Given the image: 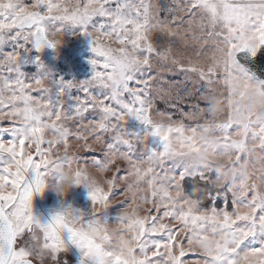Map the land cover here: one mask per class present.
<instances>
[{
	"label": "snow or ice",
	"instance_id": "1",
	"mask_svg": "<svg viewBox=\"0 0 264 264\" xmlns=\"http://www.w3.org/2000/svg\"><path fill=\"white\" fill-rule=\"evenodd\" d=\"M73 30L65 82L40 54ZM261 49L264 0H0V264H264ZM65 172L90 210L38 218Z\"/></svg>",
	"mask_w": 264,
	"mask_h": 264
},
{
	"label": "rangeland",
	"instance_id": "2",
	"mask_svg": "<svg viewBox=\"0 0 264 264\" xmlns=\"http://www.w3.org/2000/svg\"><path fill=\"white\" fill-rule=\"evenodd\" d=\"M77 31L73 30L66 34L63 46L57 49H46L40 54L47 67L56 74L57 78H63L65 82L90 79L93 74V68L89 61L94 57V54L88 40L83 36H78ZM26 68L35 71L32 65H26ZM169 79L179 80L182 77H169ZM161 107L163 108L164 105ZM66 202L73 208L84 212L89 211L91 207L89 193L84 188L74 190ZM60 203L54 193L45 191L34 198V213L42 220H49Z\"/></svg>",
	"mask_w": 264,
	"mask_h": 264
},
{
	"label": "clouds",
	"instance_id": "3",
	"mask_svg": "<svg viewBox=\"0 0 264 264\" xmlns=\"http://www.w3.org/2000/svg\"><path fill=\"white\" fill-rule=\"evenodd\" d=\"M91 176L95 177L99 181L103 180V177L99 176V174L96 172H92ZM77 188H83L82 182L78 181V179L69 172L63 173L56 183H53L51 180L49 181V187L45 189V191H51L54 193L61 202L60 206L54 212L61 210L62 204L67 201L69 196Z\"/></svg>",
	"mask_w": 264,
	"mask_h": 264
},
{
	"label": "water",
	"instance_id": "4",
	"mask_svg": "<svg viewBox=\"0 0 264 264\" xmlns=\"http://www.w3.org/2000/svg\"><path fill=\"white\" fill-rule=\"evenodd\" d=\"M237 61L257 79L264 80V49H261L255 58L250 57L247 53H240L237 56Z\"/></svg>",
	"mask_w": 264,
	"mask_h": 264
}]
</instances>
